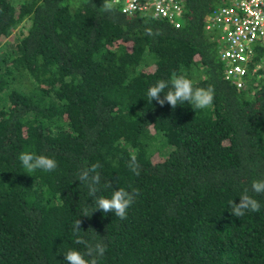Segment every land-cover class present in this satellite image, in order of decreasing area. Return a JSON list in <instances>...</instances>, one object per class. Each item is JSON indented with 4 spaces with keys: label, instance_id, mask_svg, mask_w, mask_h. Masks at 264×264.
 <instances>
[{
    "label": "trees",
    "instance_id": "16d2710c",
    "mask_svg": "<svg viewBox=\"0 0 264 264\" xmlns=\"http://www.w3.org/2000/svg\"><path fill=\"white\" fill-rule=\"evenodd\" d=\"M182 2L175 27L151 10L101 12L103 0H0V264H67L86 251L77 219L106 246L98 264H264V194L251 191L264 179V69L230 84L204 31L218 0ZM173 72L211 86L213 104L150 102ZM25 151L58 167L27 173ZM96 162V196L139 190L126 219L93 211L78 173ZM245 189L260 210L235 217Z\"/></svg>",
    "mask_w": 264,
    "mask_h": 264
},
{
    "label": "clouds",
    "instance_id": "9594fccd",
    "mask_svg": "<svg viewBox=\"0 0 264 264\" xmlns=\"http://www.w3.org/2000/svg\"><path fill=\"white\" fill-rule=\"evenodd\" d=\"M118 2L119 0H103L99 9L104 13H113L116 10ZM125 10L127 11V9ZM147 31L148 34H152L151 29ZM146 95L150 102L156 101L161 106L167 103L175 109L178 105L186 102L195 110L206 109L213 104L214 89L211 86L208 88L194 87L192 80L187 78L186 75H178L176 72H173L169 80H159L150 86L147 89ZM18 159L27 173H33L36 170L52 172L58 167L55 159L28 151L21 152ZM159 161L161 159L153 160V162ZM101 167L102 165L96 162L90 167L81 169L78 173V180L87 186L90 197H96L93 211L100 210L103 213H114L116 217L126 219L127 210L134 203L135 197L139 195V190L133 189L132 192H129L121 187L114 190L110 197L96 196L101 180L97 170ZM128 167L136 175H139V164L136 162L135 156L131 157ZM107 186L111 187V184ZM251 191L256 194H264V179H254L251 182ZM229 207L232 215L241 218L246 212L259 211L260 203L249 194L248 189H245L240 195L239 203L229 201ZM83 215L88 216L87 213ZM80 224L81 221L77 219L73 225V235L76 237L75 243L84 244L86 251L82 254L78 250L69 249L64 254V260L67 264H98V257L103 256L106 246L102 242L90 244L85 241L80 235L82 231ZM85 257H90V259H86Z\"/></svg>",
    "mask_w": 264,
    "mask_h": 264
},
{
    "label": "built area",
    "instance_id": "2783aa9c",
    "mask_svg": "<svg viewBox=\"0 0 264 264\" xmlns=\"http://www.w3.org/2000/svg\"><path fill=\"white\" fill-rule=\"evenodd\" d=\"M117 5L128 13L151 10L155 17H168L175 27L180 26L184 10L182 0H119ZM205 30L211 35L209 40L216 44L217 58L230 84L243 89L262 77L264 0H218L206 16ZM259 51H263L257 56L260 60H255L250 68L251 60Z\"/></svg>",
    "mask_w": 264,
    "mask_h": 264
},
{
    "label": "rangeland",
    "instance_id": "374dc122",
    "mask_svg": "<svg viewBox=\"0 0 264 264\" xmlns=\"http://www.w3.org/2000/svg\"><path fill=\"white\" fill-rule=\"evenodd\" d=\"M204 31H205V35H206V39H207V41L211 42V41L209 40V37H210L211 35H210L205 29H204ZM12 35H13V34L11 33L10 38L12 37ZM10 38H9V39H10ZM194 58H195V59H198L199 56L196 55ZM262 75H263V73H262ZM255 81H256V83L258 84V80L256 79ZM246 88H248V87H246Z\"/></svg>",
    "mask_w": 264,
    "mask_h": 264
}]
</instances>
